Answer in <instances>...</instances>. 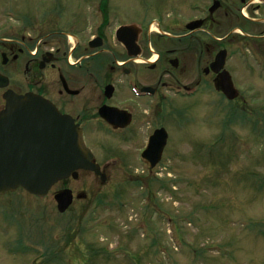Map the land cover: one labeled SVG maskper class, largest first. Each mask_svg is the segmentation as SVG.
<instances>
[{"label":"rangeland","instance_id":"374dc122","mask_svg":"<svg viewBox=\"0 0 264 264\" xmlns=\"http://www.w3.org/2000/svg\"><path fill=\"white\" fill-rule=\"evenodd\" d=\"M17 1L0 0V11ZM131 3L158 11L156 0ZM234 56L232 80L246 103L213 91L165 102L148 127L169 135L152 172L136 152L103 184L80 173L42 198L23 190L0 197V264H264V75L242 72ZM96 152L102 167L114 158ZM64 186L86 198L59 213L54 194Z\"/></svg>","mask_w":264,"mask_h":264},{"label":"flooded vegetation","instance_id":"af4514ba","mask_svg":"<svg viewBox=\"0 0 264 264\" xmlns=\"http://www.w3.org/2000/svg\"><path fill=\"white\" fill-rule=\"evenodd\" d=\"M156 1L157 12L131 0L7 5L13 16L7 22L0 11V112L7 93L46 99L82 129L107 173L141 152L165 102L222 95L210 69L219 51H226L223 69L235 55L242 72L264 75V0H175L171 11L169 0ZM98 149L114 157L110 164L102 167Z\"/></svg>","mask_w":264,"mask_h":264},{"label":"water","instance_id":"95a60500","mask_svg":"<svg viewBox=\"0 0 264 264\" xmlns=\"http://www.w3.org/2000/svg\"><path fill=\"white\" fill-rule=\"evenodd\" d=\"M223 75V92L233 98L229 76ZM10 99L9 107L0 114V194L23 187L42 196L54 182L74 170L99 174L93 155L72 122L41 99L29 96ZM166 138L164 129L150 137L143 153L150 166L159 161ZM101 180L104 182L103 176ZM55 200L58 210L63 212L71 202L70 191L58 193Z\"/></svg>","mask_w":264,"mask_h":264}]
</instances>
